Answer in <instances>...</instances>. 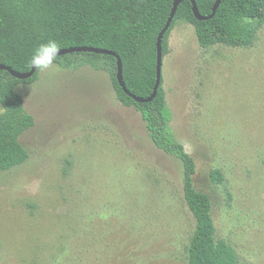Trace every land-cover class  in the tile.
I'll list each match as a JSON object with an SVG mask.
<instances>
[{
	"label": "rangeland",
	"instance_id": "374dc122",
	"mask_svg": "<svg viewBox=\"0 0 264 264\" xmlns=\"http://www.w3.org/2000/svg\"><path fill=\"white\" fill-rule=\"evenodd\" d=\"M162 78L170 128L193 157L215 238L264 264V23L252 45L199 46L176 21ZM27 160L0 171V264H186L195 227L178 159L89 65L20 83ZM223 180L217 183L212 170Z\"/></svg>",
	"mask_w": 264,
	"mask_h": 264
},
{
	"label": "trees",
	"instance_id": "16d2710c",
	"mask_svg": "<svg viewBox=\"0 0 264 264\" xmlns=\"http://www.w3.org/2000/svg\"><path fill=\"white\" fill-rule=\"evenodd\" d=\"M173 0H0V63L19 72L30 69L33 50L49 39L60 49L92 46L114 51L122 63L126 88L140 97L151 94L155 82L156 37L169 16ZM215 0H195L201 15H209ZM176 21L194 27L200 47L215 44L246 48L252 45L264 23V0H221L214 15L197 20L189 0L177 7L162 38L163 57L167 38ZM55 64L66 68L89 65L105 71L116 100L138 111L153 144L179 160L182 166L184 201L195 227L187 247L186 264H236L237 254L224 239L215 238L209 196L195 188V162L176 140L171 128V110L166 103L161 73L160 85L151 102H136L121 89L116 79V58L92 52H74L57 57ZM39 70L24 80L0 70V171L24 163L28 152L19 136L34 124L16 90L20 83L37 79ZM217 183L223 175L210 172Z\"/></svg>",
	"mask_w": 264,
	"mask_h": 264
},
{
	"label": "water",
	"instance_id": "95a60500",
	"mask_svg": "<svg viewBox=\"0 0 264 264\" xmlns=\"http://www.w3.org/2000/svg\"><path fill=\"white\" fill-rule=\"evenodd\" d=\"M182 1L183 0H173L171 10H170L169 16L166 20V23L163 26V28L157 34V37H156V59H155V82H154V86L152 88L151 94L147 97L137 96V95L133 94L132 92H130L126 88L125 83L123 81V77H122L121 60H120L119 56L112 50H108L105 48L92 47V46H72V47H67V48H61L58 56L68 54V53H74V52H92V53H97V54L112 55L116 58V65H117L116 79H117V82L119 83L121 89L124 91V93H126L128 96H130L136 102H140V103L151 102L152 99L156 95V92H157V89L160 85V80H161L162 63H163L162 38H163V35L166 32V30L169 28V25H170L174 15H175V12H176L178 5ZM189 1L191 3L192 13L197 20H206V19L212 17L214 15L217 7L219 6V4L221 2V0H215L214 4L212 6L211 13L209 15L204 16V15H201L199 13V11L197 9V5L195 3V0H189ZM0 70H5L11 76L18 78V79H21V80H24V79L31 77L34 74L36 69L33 68L31 65L30 69L27 72H19V71L12 69L11 67L3 64V63H0Z\"/></svg>",
	"mask_w": 264,
	"mask_h": 264
},
{
	"label": "clouds",
	"instance_id": "9594fccd",
	"mask_svg": "<svg viewBox=\"0 0 264 264\" xmlns=\"http://www.w3.org/2000/svg\"><path fill=\"white\" fill-rule=\"evenodd\" d=\"M60 46L54 39L39 44L34 50L30 58V64L33 68L44 71L54 66Z\"/></svg>",
	"mask_w": 264,
	"mask_h": 264
}]
</instances>
